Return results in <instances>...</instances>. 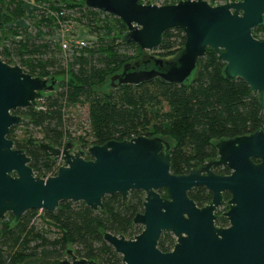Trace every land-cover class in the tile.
Instances as JSON below:
<instances>
[{"label":"water","instance_id":"95a60500","mask_svg":"<svg viewBox=\"0 0 264 264\" xmlns=\"http://www.w3.org/2000/svg\"><path fill=\"white\" fill-rule=\"evenodd\" d=\"M58 0H55L57 2ZM84 6L121 19L122 39L152 51L164 31L179 27L185 35L176 57L148 53L126 62L110 76L112 87L160 78L182 84L193 74L197 61L209 47L224 63L223 74L241 78L253 94L264 93V40L252 30L263 23L264 0H232L223 4L208 0H178L173 4L143 0H83ZM1 42V36H0ZM15 62V61H14ZM13 62V63H14ZM0 58V221L11 213L18 221L27 210L53 211L60 201H83L91 210L103 207L105 195L119 193L126 199L131 190H142V211L133 223L139 233L125 237L110 232L103 239L121 255L122 264H264V130L217 140L216 157L183 174L170 172V141L161 136L136 135L109 140L82 150L71 142L54 146L38 142L45 156L60 161L54 175L36 176L30 157L13 148L6 137L9 128L22 124L17 108H38L45 91L55 80L33 76L19 65ZM88 155V159L85 158ZM259 159L253 162L252 159ZM225 166L230 173L217 174L212 167ZM202 186L210 201L199 207L188 191ZM165 188L167 197L158 190ZM228 191L226 212L231 226L217 228L214 210ZM163 232L175 238L171 250L157 247ZM244 242V243H243ZM243 243V244H242ZM72 248L57 264H98L77 257ZM29 259L23 264H34Z\"/></svg>","mask_w":264,"mask_h":264},{"label":"trees","instance_id":"16d2710c","mask_svg":"<svg viewBox=\"0 0 264 264\" xmlns=\"http://www.w3.org/2000/svg\"><path fill=\"white\" fill-rule=\"evenodd\" d=\"M42 6L32 12V27L20 26L18 21L29 11L24 0H0V36L7 41L1 45L0 58L19 65L25 72L42 78L61 77L58 87L42 95L38 108H17L13 111L27 118L40 132V139L62 146L72 137L66 127V110L77 104L86 105L91 139H77L80 148L101 145L109 140L130 139L136 135L161 136L170 141V172L183 174L216 157L215 141L264 130V93L259 99L241 78L230 80L223 74L224 63L207 47L198 59L188 81L167 83L160 78L111 87L106 92L95 88L121 71L123 64L140 60L145 55L135 43L122 39L126 27L120 18L84 6L83 0H29ZM178 0H163L173 4ZM211 3V0H208ZM73 11V19L93 33L95 42L72 50L65 57L58 45L46 39L55 19L45 10ZM69 17L62 16V19ZM254 37L264 40L263 23L252 30ZM181 28L163 32L161 42L151 54L166 57L178 55L184 46ZM25 119V118H24ZM8 133L14 148H23L30 157L28 165L36 176L55 173L57 161L47 157L38 147L37 138L28 136L25 142ZM88 159V155H85ZM217 174H227L225 166L212 168ZM167 197L165 188L158 190ZM188 196L197 206L207 204L211 193L202 186L193 187ZM228 198V194L224 195ZM144 193L131 190L126 199L119 193L105 195L103 207L91 210L83 201H60L53 211L27 210L18 221L8 213L0 223V264H22L35 259L36 264H57L67 256L71 247L79 258L92 259L98 264H122V257L104 239L103 233L131 237L142 226L133 223L142 211ZM175 242L170 232H163L157 247L169 251Z\"/></svg>","mask_w":264,"mask_h":264},{"label":"built area","instance_id":"2783aa9c","mask_svg":"<svg viewBox=\"0 0 264 264\" xmlns=\"http://www.w3.org/2000/svg\"><path fill=\"white\" fill-rule=\"evenodd\" d=\"M143 1H163V0H143ZM231 1L232 0H211L210 4H213L214 2H216L217 4H223ZM24 2L25 4L31 5L25 18H29L33 11L39 12L40 8H42V6L35 4L29 0H24ZM45 12L46 14L52 16L56 22L55 25L51 27V34L44 35L45 31L43 30L42 35L45 36L46 39H49L54 43H56L65 57H67L72 52V50L89 46L93 42H95L96 40L95 35L91 33L87 29V27L78 24L76 20L73 19L74 16L73 11L70 10L69 12L64 9H61L59 11H52L47 9L45 10ZM67 14H69V17L62 19V16H67ZM20 22L23 23L22 25L23 27L27 26V24H24L22 20H20ZM57 167L55 173L57 171ZM55 173H49L45 175V177L54 175Z\"/></svg>","mask_w":264,"mask_h":264},{"label":"rangeland","instance_id":"374dc122","mask_svg":"<svg viewBox=\"0 0 264 264\" xmlns=\"http://www.w3.org/2000/svg\"><path fill=\"white\" fill-rule=\"evenodd\" d=\"M27 6H28V9H30L31 5L27 4ZM21 20L24 22V24L29 25L28 31L29 32L31 31L33 33L34 32V29L32 27L33 19L23 17ZM18 24L20 26L23 25V23H21L20 21H18ZM1 45H5V46L7 45V41L4 40L3 38H1ZM150 52H152V51H145V55L150 53ZM176 56L177 55H173V56H169V57H176ZM13 61H15V60H13ZM60 79H61V77L56 78V81L54 83V87H58V82ZM107 83H109V79H107L101 85L97 86L95 88V90L98 92L108 91L112 86H110V85L106 86ZM46 92H48V91H45L43 94H45ZM24 118H25V121L22 124L15 125L14 134H15L16 138H18L22 142H25V140H27L28 136L31 135L32 137L37 138L38 142H44L43 140L40 139V137H41L40 132L35 130L31 125L26 126L27 118L26 117H24ZM65 128L71 134L72 137H67V138H65L64 141L65 142H71L72 149H76L78 146H80L77 139H72V138L77 137V136H82L87 141H89L91 139L90 130H89L88 123H87L86 105L77 104V105H73V106H70L69 108H67V110H66V127ZM88 146H90V145H88ZM88 146H86V147H88ZM82 150H85V148H82ZM57 164L60 165L61 162L57 161ZM40 214H42V211L38 210L36 213V217L34 219L35 224L41 223V221L38 217ZM67 257H69V256L67 255ZM34 264H36V262H34Z\"/></svg>","mask_w":264,"mask_h":264},{"label":"flooded vegetation","instance_id":"af4514ba","mask_svg":"<svg viewBox=\"0 0 264 264\" xmlns=\"http://www.w3.org/2000/svg\"><path fill=\"white\" fill-rule=\"evenodd\" d=\"M19 115V114H18ZM12 127V126H11ZM10 127V128H11ZM9 128V130H10ZM9 133V131H8ZM8 133L6 134V137L8 139H10L8 137ZM13 148H14V145H13ZM15 149H22L24 152L25 150L23 148H15ZM26 154V153H25ZM27 155V154H26ZM28 156V155H27ZM253 162H258L259 159H252ZM213 168V167H212ZM230 173V170L229 172ZM227 173V174H228ZM225 194H228V198L225 199L224 198V195ZM230 198V193L228 191H224L222 192V203L214 210V225L217 227V228H227V227H230L232 224L230 222V220L228 219L227 215H226V212L230 209V205L227 203V200ZM204 206V205H203ZM199 207H202V206H199ZM7 214L5 215V217L3 218V220L6 218ZM1 220L0 223L3 221ZM172 234V233H171ZM174 237V236H173ZM175 243V242H174ZM244 243V242H243ZM242 243V244H243ZM174 245V244H173ZM172 249V248H171ZM170 249V250H171Z\"/></svg>","mask_w":264,"mask_h":264}]
</instances>
